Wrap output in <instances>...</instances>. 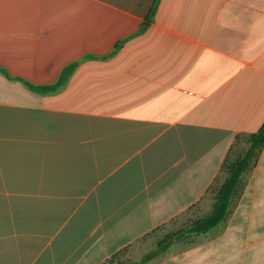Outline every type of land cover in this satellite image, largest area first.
<instances>
[{
  "label": "crops",
  "instance_id": "crops-1",
  "mask_svg": "<svg viewBox=\"0 0 264 264\" xmlns=\"http://www.w3.org/2000/svg\"><path fill=\"white\" fill-rule=\"evenodd\" d=\"M263 123L264 0H0V264L139 261ZM146 264H264V146L225 221Z\"/></svg>",
  "mask_w": 264,
  "mask_h": 264
},
{
  "label": "trees",
  "instance_id": "trees-1",
  "mask_svg": "<svg viewBox=\"0 0 264 264\" xmlns=\"http://www.w3.org/2000/svg\"><path fill=\"white\" fill-rule=\"evenodd\" d=\"M74 67L75 65H70L64 68L56 81L51 85H35L21 79L18 80L21 81L30 91L45 95L58 91L67 82ZM263 146L264 123L255 133L248 137L247 148L226 166L227 177L216 192L215 201L210 213L190 222L175 232L165 234L159 241H157L154 248L145 253L139 261L129 264H146L154 258L164 254L172 244L184 240L189 236L207 234L224 222L243 174L252 167L254 159ZM116 259L117 255L105 264H114Z\"/></svg>",
  "mask_w": 264,
  "mask_h": 264
},
{
  "label": "rangeland",
  "instance_id": "rangeland-1",
  "mask_svg": "<svg viewBox=\"0 0 264 264\" xmlns=\"http://www.w3.org/2000/svg\"><path fill=\"white\" fill-rule=\"evenodd\" d=\"M241 147H242V144H241ZM241 147H239V148H241ZM241 153L244 151L243 150V148H241ZM238 156V155H237ZM236 156V157H237ZM136 251H134V250H130L129 252L127 251V252H125L120 258H118V261H116V262H114V264H124L126 261L128 262V261H132V259L135 257V255H136ZM121 260H123V261H121ZM131 263V262H130Z\"/></svg>",
  "mask_w": 264,
  "mask_h": 264
}]
</instances>
